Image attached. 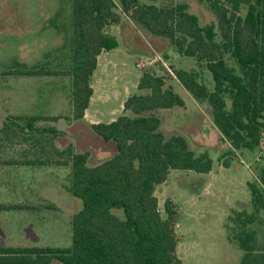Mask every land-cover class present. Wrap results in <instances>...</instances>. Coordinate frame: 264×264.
<instances>
[{"label":"trees","instance_id":"obj_1","mask_svg":"<svg viewBox=\"0 0 264 264\" xmlns=\"http://www.w3.org/2000/svg\"><path fill=\"white\" fill-rule=\"evenodd\" d=\"M208 1L215 21L201 23L184 2L70 0L68 69L37 64L5 74L70 76L71 114L66 119L82 120L93 94L97 58L118 46L106 32L107 26L120 21L116 9L150 34L165 37L179 54L194 58L210 73V85L193 69H174L173 74L196 101L207 102L215 128L229 143L226 153L241 149L260 153L257 176L247 182L251 208L232 211L226 227L229 239L242 251L238 264H264V243L259 240L264 232V0ZM162 70L160 74L142 71L137 93L123 101L122 113L113 121L89 125L96 136L115 144L114 153L95 165L88 164L89 151L52 146L50 141L61 131L39 122H56L62 116L9 119L6 134L15 130L34 139L28 153L2 156L0 164L69 166V191L82 200V208L71 218L69 247L0 245V264H184L176 253L175 207L167 198L162 214L155 188L171 170L207 174L213 159L207 150L195 152L183 135L159 130L160 119L153 110L185 105L171 84V75ZM223 165L229 167V161Z\"/></svg>","mask_w":264,"mask_h":264},{"label":"rangeland","instance_id":"obj_2","mask_svg":"<svg viewBox=\"0 0 264 264\" xmlns=\"http://www.w3.org/2000/svg\"><path fill=\"white\" fill-rule=\"evenodd\" d=\"M140 2H184L190 12L198 14L201 23L215 21L208 0ZM116 11L120 21L107 26L106 32L116 38L118 46L99 54L91 81L94 97L106 99L101 106V122L109 120L110 111L114 118L122 113L121 103L137 93L142 71L152 69L160 74L164 68L171 75V84L185 105L153 110L160 119L159 130L165 135H183L197 153L207 150L213 166L207 174L171 170L167 180L155 188L158 208L163 214L167 198L175 207L174 229L179 239L176 253L184 264H238L242 251L229 239L226 225L232 211L251 208L247 182L257 176L260 153L241 149L228 155L229 143L215 128L207 102L196 101L176 80L173 70H196L209 85L210 73L194 58L176 52L165 37L150 34L121 9ZM69 16L70 0H0V157H18L32 144L30 135L4 132L9 119L17 115L62 116L56 122L39 124L55 125L61 131L50 141L58 150L89 151L90 165L115 151L113 142L98 138L87 124L66 119L71 114L70 76L5 74L37 64L57 71L68 69ZM94 104L92 100L89 110ZM225 160L229 167L223 165ZM69 174L66 165L37 172L28 167L13 171L0 168V205L4 207L0 208V245H71V218L82 208V200L70 193ZM20 204L42 208L19 209ZM116 211L123 217L121 210ZM261 227L264 229V225ZM259 240L264 243L262 231Z\"/></svg>","mask_w":264,"mask_h":264},{"label":"crops","instance_id":"obj_3","mask_svg":"<svg viewBox=\"0 0 264 264\" xmlns=\"http://www.w3.org/2000/svg\"><path fill=\"white\" fill-rule=\"evenodd\" d=\"M93 88V87H92ZM94 89H93V94L90 98V102L92 100H94V105H93V109L92 110H89V106H90V102H89V106L87 107V109L85 110V114H84V118L80 121H75V122H82V123H85L88 125L90 124H93V123H98V122H101V118L100 116L103 114L101 113L102 112V109H101V106H102V103L106 101L105 98H101L100 100L99 99H96L94 97ZM124 101V100H123ZM123 101L121 103V108H123ZM122 110V109H121ZM112 112L113 111H110V118L109 120H107L106 122H110L112 120H114L115 118L112 116ZM71 121V120H70ZM74 122V121H72ZM57 128V127H56ZM58 129V128H57ZM99 138V137H98ZM101 139V138H100ZM62 166H65V165H47V166H28V165H6V164H0V168L2 171H10V170H16L18 168H22V167H28L30 168L33 172H37V171H42V169H45V168H49V167H62ZM66 167H69L66 165ZM70 168V167H69ZM21 205V204H20Z\"/></svg>","mask_w":264,"mask_h":264},{"label":"built area","instance_id":"obj_4","mask_svg":"<svg viewBox=\"0 0 264 264\" xmlns=\"http://www.w3.org/2000/svg\"><path fill=\"white\" fill-rule=\"evenodd\" d=\"M142 65H143V63H142ZM262 136H263V138H264V132L262 133Z\"/></svg>","mask_w":264,"mask_h":264}]
</instances>
